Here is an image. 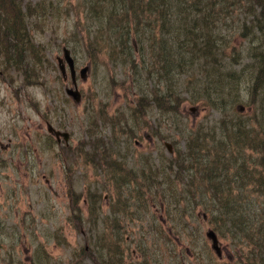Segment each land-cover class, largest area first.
I'll list each match as a JSON object with an SVG mask.
<instances>
[{
  "label": "trees",
  "instance_id": "trees-1",
  "mask_svg": "<svg viewBox=\"0 0 264 264\" xmlns=\"http://www.w3.org/2000/svg\"><path fill=\"white\" fill-rule=\"evenodd\" d=\"M33 7L0 0V76L24 89L38 84L48 63L28 31ZM71 8V37L101 65L120 69L110 86L123 95L129 118L91 109L76 153L93 170V185L67 190V220L82 229L87 247L73 250L71 259L191 264L189 255L207 248L192 226L199 215L217 241L232 242V261L220 264H264V0H73ZM236 36L243 46H234ZM184 93L191 105L219 111V125L175 123L182 149L172 143L168 157L127 166L119 138L135 139L145 129L140 122L149 104L175 119ZM45 143V150L54 144ZM102 192L108 205L100 218ZM170 235L186 244L176 249Z\"/></svg>",
  "mask_w": 264,
  "mask_h": 264
},
{
  "label": "rangeland",
  "instance_id": "rangeland-1",
  "mask_svg": "<svg viewBox=\"0 0 264 264\" xmlns=\"http://www.w3.org/2000/svg\"><path fill=\"white\" fill-rule=\"evenodd\" d=\"M21 3L23 7L34 5L28 31L32 40L44 48L48 63L44 65L43 77L38 84L27 89L19 87L17 80L11 82V79L0 76V264H91L88 259H83L85 257L71 259L73 250L87 246L85 235L79 232L82 229L75 230L67 220L70 214L67 190L73 187L79 193L93 185V170L84 169L76 153L78 143L86 140L85 126L88 125L91 109H104L107 115L122 113L128 118L123 107V95L111 90L110 86V76L118 79L120 69L101 65L102 62L96 61L82 49L78 38L74 35L71 37L73 0H21ZM41 5L44 8L38 11ZM237 41L236 36L233 43ZM244 44L239 40L234 46L238 48ZM62 48L68 49L73 61L78 102L65 93L66 89H72V85L65 63L64 75L58 69L56 59L62 58ZM82 68L85 70L79 74ZM188 95L183 94L186 100L174 121L158 116L149 104L145 122H140V125L145 124V129L135 132V139L125 138L127 134L119 138L118 156L127 158V166L143 167L148 163L147 159L152 161L159 154L168 157L172 153V143L182 149L181 128L180 125L177 128L175 123L183 122L187 127L219 125V111L198 104L191 105L187 100ZM130 99L131 96L127 95L126 100ZM97 101L101 102L99 108ZM46 124L57 131L66 132L67 141L59 138L56 142L52 135L47 134ZM128 124L131 125V121ZM90 129L93 130L92 127ZM106 132L102 131L103 134ZM158 137L164 139L159 141ZM45 141H53L54 144L45 150ZM163 144L169 147L170 152ZM62 147L68 150L64 151ZM96 181L100 182V177ZM103 194L100 218H103L101 216L106 213L108 205ZM78 205L84 221V201L80 199ZM197 217L192 226L199 228L198 238L203 239L199 244L204 243L207 248H196L189 255V262L201 264L196 260H202L201 257L208 264L209 261L213 264L232 261V242L227 238L218 239L220 257L216 258L209 248V240L204 238V232L209 227L199 215ZM175 237L170 235L176 249L186 244L175 241ZM37 246L40 249L35 253ZM127 246L129 251L133 248L132 244ZM204 254L209 257L206 258ZM184 262L182 259L181 263Z\"/></svg>",
  "mask_w": 264,
  "mask_h": 264
},
{
  "label": "water",
  "instance_id": "water-1",
  "mask_svg": "<svg viewBox=\"0 0 264 264\" xmlns=\"http://www.w3.org/2000/svg\"><path fill=\"white\" fill-rule=\"evenodd\" d=\"M56 60H57L58 69H59L61 75H64V63L66 65V67L68 68L69 78H70V82L72 85V89H66L65 90L66 95L72 97L74 102H78L79 94H78L76 87H75L73 61L69 55V51L65 48H62V58L56 59ZM84 70H85V68H82L80 70L79 74L84 72ZM80 77H82V76L80 75ZM191 110L192 109H190V111ZM46 132L48 134L52 135L56 142L59 141V138H61L64 142H66L68 139V135L66 132L57 131V130L53 129L48 124H46ZM164 146L167 148V151L170 152L169 147L166 144H164ZM204 236L206 239L209 240L210 249L214 252L216 257H220V250H219L218 242H217V239H216L214 233L211 230H208L205 232Z\"/></svg>",
  "mask_w": 264,
  "mask_h": 264
}]
</instances>
